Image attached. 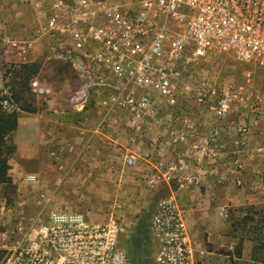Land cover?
<instances>
[{
	"label": "built area",
	"instance_id": "2783aa9c",
	"mask_svg": "<svg viewBox=\"0 0 264 264\" xmlns=\"http://www.w3.org/2000/svg\"><path fill=\"white\" fill-rule=\"evenodd\" d=\"M46 1L48 13L32 36L23 40L24 55L41 45L49 57L71 67L78 84L66 97L65 109L57 112L85 114V122L88 110L99 114L96 133L108 121L123 123L127 139L134 143L125 148L130 166L138 158L148 160L153 153L163 152L157 141L148 146L140 141L152 127L157 129L152 135L160 138L185 135L172 129L171 120L185 115L173 113L178 104L187 107L191 102L186 97L191 86L185 79L189 63L224 52L239 62L264 68V0ZM11 45L18 46V40ZM251 74H245L246 80ZM29 88L40 98L53 94L35 77ZM193 94L197 106L208 101L219 119L235 103L264 104V91L256 90L248 80L222 87L219 82L202 80ZM0 106L7 111L16 108L7 86L0 88ZM260 117L255 113V119ZM239 131L243 135L240 144H245L249 126ZM182 164V158L167 164L158 158L154 166L160 175L153 178L171 180ZM49 176L54 179L51 185L43 181ZM64 177L63 165L56 160L25 180L57 189ZM51 197L38 196L43 210L35 221H17L1 231L6 240L0 247L6 251L1 264H132L126 248L130 234L122 219L111 215L99 222L78 211L51 208ZM149 233L152 243L146 248L155 264H194L185 221L172 196L157 203Z\"/></svg>",
	"mask_w": 264,
	"mask_h": 264
},
{
	"label": "crops",
	"instance_id": "0c3cea01",
	"mask_svg": "<svg viewBox=\"0 0 264 264\" xmlns=\"http://www.w3.org/2000/svg\"><path fill=\"white\" fill-rule=\"evenodd\" d=\"M48 10L46 0H0V88L5 84L6 69L12 63L29 61L32 52L39 48L35 45L24 55L21 45L24 39L32 36L38 21L44 19ZM13 40H18V46L11 45ZM57 111L37 107L35 112L18 113L16 129L9 136L16 145L9 159L11 181L0 183V228L4 230L9 223L8 209L4 211L9 188L23 192L18 196L24 202H29L27 191H34V203L41 209L38 196L42 193L54 198L57 189L28 182L26 175H39L50 168L54 160L71 162L77 157L78 148L93 150L97 147L95 126L99 114L91 113L84 127L73 125L70 128ZM257 112L261 114L259 119H255ZM172 117V129L176 133L182 130L185 135L166 137L162 148L158 147L163 149L162 155H195L181 165L177 184L172 179L165 180L182 212L194 263L215 264L217 251L239 249L241 253L235 252L234 256L244 264H264V104L235 103L220 119L214 116L210 106L207 109L203 105L197 106L195 114L188 112L182 117ZM245 125L249 126V131L245 144H240L243 135L239 129ZM214 129H217L216 136ZM83 132L87 138L82 144L80 134ZM151 132L155 134L156 127ZM104 135L115 141L119 133L115 129ZM151 137L159 139L157 135ZM155 158L149 161L153 166ZM25 216L29 217L27 209L20 219ZM1 231L0 247H4L6 240Z\"/></svg>",
	"mask_w": 264,
	"mask_h": 264
},
{
	"label": "rangeland",
	"instance_id": "374dc122",
	"mask_svg": "<svg viewBox=\"0 0 264 264\" xmlns=\"http://www.w3.org/2000/svg\"><path fill=\"white\" fill-rule=\"evenodd\" d=\"M37 46L39 48L32 52L33 56L26 63L35 64L36 73L33 77L37 78L42 84L48 85L53 94L48 99H44L35 96L29 88V92L23 91L21 103H30L35 107L46 109V111H53L54 109L62 111L65 109L66 97L77 86L76 75L69 65L55 61L49 57L43 46ZM248 71L252 72L251 77L247 79L248 82L256 90L263 92L264 68L254 63L239 62L229 53L212 52L202 59L189 63L185 79L191 86L186 96L191 102L187 107L178 104L173 113L177 115L187 114L188 112L189 114L196 113L197 104L193 100L195 98L193 93L202 80L210 84L219 82L220 87H222L230 82L247 81L245 74ZM219 91L211 98L214 99L215 96H218ZM209 104L208 101H205L203 106L208 109ZM90 114L91 111L88 110L86 115L90 117ZM61 115L63 123L71 125L70 128L73 125L84 127L85 124H88L87 121L82 120L85 114L82 116L69 113ZM115 129L119 133L115 141L104 135V133L112 132ZM152 130H154V127H152ZM85 133L80 134L82 144L87 138ZM125 135L123 123H106L97 133L98 143L95 149L90 150L89 147H87L89 149L85 147L78 148L77 157L71 162L58 161L63 165L65 177L63 183L57 187V193L49 205L51 208L64 211L81 212L88 218L99 222L107 220L111 215L119 217L126 224L130 234L126 248L132 255V264H155L151 252L148 253L146 248L148 245L151 247L152 243L149 225L156 211L157 203L171 195L164 177L153 178V175H160V172L149 161L158 156L166 164L170 161H178L180 158L183 159L184 163L186 159L192 160L195 158V155L152 154L148 160L138 158L137 162L130 166L126 163L128 153L125 148L132 147L134 143H131ZM99 136L103 139H100ZM151 136H153L152 132L140 141L146 146L154 141H157V144L161 146L165 143V137L154 139ZM181 173V168L174 172L171 179L175 184L181 178ZM46 180L47 184L51 185L54 179L49 176ZM7 193L9 200L5 203L4 211L8 209V226L13 225L18 219L25 223H31L36 220L38 214L43 210L35 204L36 202L34 203V191H27L26 193L29 195V200H27L29 202L20 201L22 198L18 196V193L22 195L23 192H18L16 189L9 188ZM26 209L29 212V217L25 216L20 219ZM1 230H4V228L1 227ZM150 251L153 250L150 249ZM235 252V250L217 251L219 255L215 258L217 259L215 264H244L243 261L236 259ZM203 264H206V262Z\"/></svg>",
	"mask_w": 264,
	"mask_h": 264
},
{
	"label": "trees",
	"instance_id": "16d2710c",
	"mask_svg": "<svg viewBox=\"0 0 264 264\" xmlns=\"http://www.w3.org/2000/svg\"><path fill=\"white\" fill-rule=\"evenodd\" d=\"M12 66L10 65L6 69L4 86L9 87L16 108L12 111H7L0 106V183L5 184H9L11 181L8 173L10 169L9 159L15 152L16 145L12 143L9 136L16 129L18 113L20 111L35 112L37 109L30 103H21L23 91L29 92V81L36 73L35 64L21 62ZM5 252L3 248H0V264ZM240 253L241 250L238 249L236 254L239 255Z\"/></svg>",
	"mask_w": 264,
	"mask_h": 264
}]
</instances>
